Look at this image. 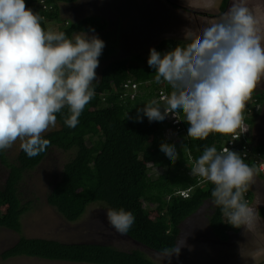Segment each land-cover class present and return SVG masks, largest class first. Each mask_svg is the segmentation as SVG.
I'll use <instances>...</instances> for the list:
<instances>
[{"label": "clouds", "instance_id": "clouds-1", "mask_svg": "<svg viewBox=\"0 0 264 264\" xmlns=\"http://www.w3.org/2000/svg\"><path fill=\"white\" fill-rule=\"evenodd\" d=\"M154 1L163 8L147 2L150 12L146 16L157 17L159 26L168 23L161 17L159 9L164 16L166 11L170 15L174 9L184 8L177 0H172V4L168 0ZM227 2L220 15L221 21L206 24L199 38L173 34L159 39H194L193 42L163 53L152 47L145 53L149 57L148 66L155 72L154 83L160 87L159 91H165L166 83L172 90L162 100L152 99L143 104V108H137L135 118H127L135 122H142L145 116L149 122L165 120L164 137L173 143L162 142L160 150L173 163L179 158L174 143L189 137L205 140L211 133L228 135L236 132L242 136L248 132L254 142L264 143V139L255 140L253 131L264 103V97L262 102L254 93L264 77V36L260 34L258 21L252 14L254 11L243 0ZM42 20V16L27 7L25 0H0V150L11 148L19 140L20 148L29 158L45 152L50 146L51 141L43 138V134L56 126V114L65 107L69 110L65 125L77 126L85 106L95 96L93 82L98 80L96 69L105 47L98 35L81 31L69 37L63 31L46 30ZM91 31L94 33L95 30ZM162 31L158 29L154 34L163 35L165 32L160 34ZM114 56L118 59L126 57L119 53ZM149 83L126 81L121 85V97H130L133 91H125L124 84H136L134 92L137 93L139 85L146 89ZM112 93L117 95L118 90L114 89ZM245 107L250 111L244 116ZM179 112L188 125L187 131ZM170 114L177 115L180 129L171 124ZM249 117L254 119L250 126L245 122ZM247 147L243 148V153L248 151ZM181 148L188 151L187 145H181ZM256 150L255 154L251 153L258 163V171L264 176L260 169L264 151ZM242 156L226 147L218 151L214 145L205 146L202 155L197 159L189 155L184 165L186 173L197 177L198 185L209 182L214 186L211 191L214 203L235 227L250 224L254 212L260 216L259 210L264 208L256 205L257 193L250 187L254 180L264 179L256 175ZM191 189L192 186L178 189L175 194L187 198ZM182 191L187 192L185 197L180 194ZM105 214L112 228L122 235L135 222L134 214L123 208H109ZM173 254L179 256V247L164 249L159 257L160 260L170 259Z\"/></svg>", "mask_w": 264, "mask_h": 264}, {"label": "trees", "instance_id": "trees-1", "mask_svg": "<svg viewBox=\"0 0 264 264\" xmlns=\"http://www.w3.org/2000/svg\"><path fill=\"white\" fill-rule=\"evenodd\" d=\"M41 1L51 6L50 9H41ZM77 1L25 0L27 7L43 17L41 23L46 30L51 29L54 21L62 18L60 7L63 4ZM227 1H221L218 16L223 14ZM100 19L95 16L75 20L62 18V26L52 31H63L71 37L81 31L93 33L91 30L94 29L95 34L103 30L104 20L101 23ZM193 41L194 39H162L153 48L163 53ZM104 53L102 51V55ZM109 57L99 61L96 69L98 80L93 82L95 96L85 106L75 128L64 123L69 115V110L65 107L56 114V126L50 127L43 134V138L51 141L45 152L29 158L20 148L19 140L12 158L7 155L6 150H0V167L5 171L0 183V227L19 235L16 242L1 253L2 261L25 256L69 263L154 264L143 252L137 250L122 252L102 243H64L53 239L27 238L21 234V217L32 204V200L22 192L24 178L53 149L74 153L59 168L47 192V204L69 223L79 220L86 208L94 203L102 205L106 211L109 208L131 211L135 222L125 235L158 253L175 248L179 226L200 210L205 201L214 203L211 196L214 186L209 182L198 185L197 177L186 173L184 165L189 155L197 159L205 146L214 145L218 151L226 147L242 156L245 150L243 148L248 146V151L242 158L254 168L258 177L264 179L258 171L256 158L251 153L255 154L256 149L264 151V143L254 142L248 132L235 138H232L233 133H211L205 140H193L190 137L182 139L174 143L179 158L173 163L160 150L162 142L173 143L164 137L163 130L167 126L165 120L149 122L145 116L142 122H135L134 119L127 118H135L137 108H143V104L148 101L159 100L160 87L154 83L155 72L148 66V59L146 63H137L125 58ZM129 80L140 83L149 81L150 85L146 89L139 85L140 90L132 98L128 95L121 97V85ZM114 89L118 90L117 95H113ZM164 90L167 96L172 89L166 83ZM179 114L187 131L188 125L184 122L183 114ZM253 120L249 117L245 122L250 126ZM230 141L234 144L229 145ZM181 145H187L188 151L184 152ZM191 186L187 198L175 194L178 189ZM2 207H5L4 211ZM156 207V218H149V210ZM211 211L208 218L211 232L218 240L229 241L241 226L229 224L221 208L215 203ZM259 214L264 219V208L259 210Z\"/></svg>", "mask_w": 264, "mask_h": 264}, {"label": "rangeland", "instance_id": "rangeland-1", "mask_svg": "<svg viewBox=\"0 0 264 264\" xmlns=\"http://www.w3.org/2000/svg\"><path fill=\"white\" fill-rule=\"evenodd\" d=\"M220 1L177 0L176 2L184 8L174 9L170 15L166 11L164 16L162 9H159L163 20L168 22L160 26L155 20L157 17L154 19L152 16H146L150 12L146 5L147 2L156 5L157 8H163L154 0H78L77 3L63 4L60 7V14L62 18L72 20L95 16L101 18L99 20L101 23H103L101 21L103 18V30L95 33L105 42L103 49L105 53L99 57V61L105 60L109 56H111L110 59L118 58L114 55L119 53L120 56H126L127 60L146 63L148 55L145 53L149 52L159 39L173 36V34H179L178 36L183 38L191 35L199 38L206 28V24L220 22L222 17L217 16ZM243 1L251 11H254L252 14L258 21L260 34L264 36V0ZM231 2L234 3L237 0H231ZM168 3L172 4L174 1L168 0ZM155 13L159 12L155 9ZM214 15L217 17H211ZM62 18L54 21L51 30L62 26ZM158 29L164 30L160 34L165 33L157 36L154 32ZM261 89H264V77L261 78L255 89L257 91L254 92L257 98L263 102L264 91L261 92ZM263 106L261 107L262 111L259 112L260 116L257 117L253 126L255 127L253 131H255L254 136L256 133V141L264 139ZM17 143L16 141L11 148L6 150L10 158L15 153ZM73 153V151L62 152L53 149L35 170L25 176L22 192L26 198L32 200L29 210L21 217V234L25 237L53 239L64 243H102L122 252L137 250L143 252L154 264H264V220L258 213L254 212L251 223L241 225V229L229 241H219L212 235L209 228L208 218L212 207H214V203L209 200L205 201L200 210L189 216L187 221L179 226L180 231L176 244L180 249L179 256L173 254L170 259L164 260H160V253L141 246L125 234L117 233L108 223L106 210L100 204L89 205L79 220L73 223L67 222L61 214L47 204L46 195L59 168L72 158ZM3 171L1 168L0 183H2V178L4 179ZM250 187L257 193L256 205L264 206V181L257 180L255 182L254 180ZM254 207L256 208V206ZM2 208L4 211L5 207ZM156 211L157 207L151 210L148 213L149 218H156ZM18 236L17 233L0 227V252L12 246ZM0 264L65 263L15 256L0 261Z\"/></svg>", "mask_w": 264, "mask_h": 264}, {"label": "built area", "instance_id": "built-area-1", "mask_svg": "<svg viewBox=\"0 0 264 264\" xmlns=\"http://www.w3.org/2000/svg\"><path fill=\"white\" fill-rule=\"evenodd\" d=\"M40 8L45 10V9H50V7L48 5H46L44 2H40ZM124 88L126 89L125 91L127 92H130V89H133V91L130 93V97H133L134 96V91L136 89V84H132L131 86H128L127 84H124ZM166 97V95L164 94V92L161 90L159 91V100H162V98ZM250 109L248 107H245V110H244V116L245 114L247 115L249 113ZM169 119H171V124L174 125L177 129H180V125L177 124L178 120H177V115L175 114V116L173 115H169ZM238 134L236 132L233 133L232 135V138H235L237 137ZM232 141H230V145H232ZM247 153V152H246ZM246 153H243V155H246ZM260 169L262 172H264V162L262 164H260ZM183 197H185L187 195V192L186 191H182L180 193ZM225 217V216H224ZM225 219L227 220V218L225 217ZM228 221V220H227Z\"/></svg>", "mask_w": 264, "mask_h": 264}, {"label": "crops", "instance_id": "crops-1", "mask_svg": "<svg viewBox=\"0 0 264 264\" xmlns=\"http://www.w3.org/2000/svg\"><path fill=\"white\" fill-rule=\"evenodd\" d=\"M260 91H263V90H260ZM191 156H193V155H191ZM264 230V229H263Z\"/></svg>", "mask_w": 264, "mask_h": 264}]
</instances>
